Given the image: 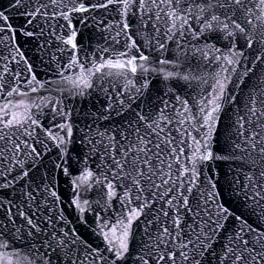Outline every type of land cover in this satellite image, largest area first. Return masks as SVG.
Returning <instances> with one entry per match:
<instances>
[{"label":"snow or ice","instance_id":"6c2138e0","mask_svg":"<svg viewBox=\"0 0 264 264\" xmlns=\"http://www.w3.org/2000/svg\"><path fill=\"white\" fill-rule=\"evenodd\" d=\"M0 264H264V0H0Z\"/></svg>","mask_w":264,"mask_h":264}]
</instances>
